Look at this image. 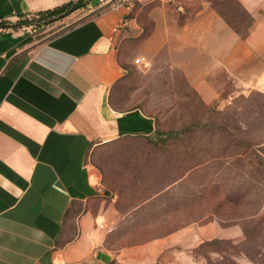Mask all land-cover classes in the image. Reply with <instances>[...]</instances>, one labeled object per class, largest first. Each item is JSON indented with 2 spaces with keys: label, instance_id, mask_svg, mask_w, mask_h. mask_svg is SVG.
I'll return each mask as SVG.
<instances>
[{
  "label": "crops",
  "instance_id": "1",
  "mask_svg": "<svg viewBox=\"0 0 264 264\" xmlns=\"http://www.w3.org/2000/svg\"><path fill=\"white\" fill-rule=\"evenodd\" d=\"M70 1L0 0V264H193L203 227L121 241L126 216L139 207L125 213L89 154L123 138L156 137L153 116L110 102L129 53L151 62L163 55L207 103L230 83L233 93L237 68L263 32V0H239L255 18L246 38L210 0L195 8L134 0L131 11L84 5L63 21L85 17L61 31L50 32L57 22L13 26L21 13Z\"/></svg>",
  "mask_w": 264,
  "mask_h": 264
},
{
  "label": "rangeland",
  "instance_id": "2",
  "mask_svg": "<svg viewBox=\"0 0 264 264\" xmlns=\"http://www.w3.org/2000/svg\"><path fill=\"white\" fill-rule=\"evenodd\" d=\"M187 1L193 8L202 2ZM213 1L243 38L251 33L255 18L238 0ZM252 51L237 68L233 93L230 83L211 103L163 55L142 65L138 54L127 55L132 62L113 102L119 109L140 107L157 130L155 139L123 138L89 154L125 213L139 207L126 216L118 242L203 227L193 264H264V0L263 32Z\"/></svg>",
  "mask_w": 264,
  "mask_h": 264
},
{
  "label": "trees",
  "instance_id": "3",
  "mask_svg": "<svg viewBox=\"0 0 264 264\" xmlns=\"http://www.w3.org/2000/svg\"><path fill=\"white\" fill-rule=\"evenodd\" d=\"M210 1L213 4V6L215 7V9L217 10V12L223 18H225V20L235 29V31L239 35H241L239 29L233 25L232 21H230L224 14L219 12L217 6H215V2L213 0H210ZM84 5H85V3H83V0H76V1H70L68 3L57 6V7L52 8V9L40 10V11H36V12H31V13H21L18 22L16 24H13V26H22V25L30 26L31 25L36 30H41L42 28H44L46 26L52 25V24L59 22V21H63L67 16H69L74 11H76L77 9L81 8ZM246 35H248V34H246ZM115 85H114V87H115ZM114 87H113V89H114ZM113 89H112V91H113ZM112 91H111V95H110V102L113 106H115V104L113 102V98H112Z\"/></svg>",
  "mask_w": 264,
  "mask_h": 264
},
{
  "label": "built area",
  "instance_id": "4",
  "mask_svg": "<svg viewBox=\"0 0 264 264\" xmlns=\"http://www.w3.org/2000/svg\"><path fill=\"white\" fill-rule=\"evenodd\" d=\"M133 1L134 0H96V4H93L92 2H87L85 4L86 9H93L96 6H103L108 5L110 8L119 10V9H125L127 11H131L133 8ZM128 24V19L124 18L122 19L114 28L113 33H118L123 26H126ZM147 61L146 56L140 55L135 59L136 64L142 65L145 64Z\"/></svg>",
  "mask_w": 264,
  "mask_h": 264
}]
</instances>
